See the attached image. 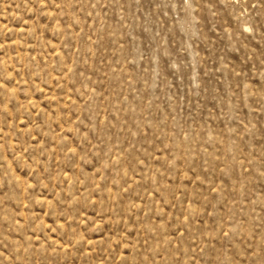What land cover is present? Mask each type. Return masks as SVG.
<instances>
[{
  "label": "rangeland",
  "instance_id": "obj_1",
  "mask_svg": "<svg viewBox=\"0 0 264 264\" xmlns=\"http://www.w3.org/2000/svg\"><path fill=\"white\" fill-rule=\"evenodd\" d=\"M0 264H264V0H0Z\"/></svg>",
  "mask_w": 264,
  "mask_h": 264
}]
</instances>
